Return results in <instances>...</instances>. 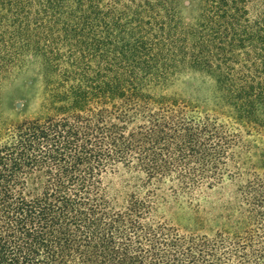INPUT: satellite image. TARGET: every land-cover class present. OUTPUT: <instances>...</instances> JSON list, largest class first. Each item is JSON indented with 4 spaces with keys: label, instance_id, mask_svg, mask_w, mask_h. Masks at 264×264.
<instances>
[{
    "label": "trees",
    "instance_id": "16d2710c",
    "mask_svg": "<svg viewBox=\"0 0 264 264\" xmlns=\"http://www.w3.org/2000/svg\"><path fill=\"white\" fill-rule=\"evenodd\" d=\"M209 1L190 41L174 0H0V76L79 78L0 135V264H264V0ZM190 64L218 110L166 93ZM217 189L192 229L161 211Z\"/></svg>",
    "mask_w": 264,
    "mask_h": 264
},
{
    "label": "rangeland",
    "instance_id": "374dc122",
    "mask_svg": "<svg viewBox=\"0 0 264 264\" xmlns=\"http://www.w3.org/2000/svg\"><path fill=\"white\" fill-rule=\"evenodd\" d=\"M174 1L175 8L182 19L188 24H192L189 29L193 32L189 36L192 41L199 34L196 25L201 20L198 19V15L201 17V6L205 5V0ZM254 5L253 0H249V16H254ZM105 60L103 66H109L106 63L107 59ZM96 61L99 62L98 59ZM190 66L187 71L178 74L166 88V93L210 111L218 110V106L211 99L216 87V76L206 70L194 67L204 65L190 64ZM74 68L75 66H70L61 59L51 64L47 62L46 58L30 56L20 66H8L7 71L0 76V135L6 126L18 121L36 117L43 118L56 114L57 110L61 111L60 104H52L50 97L54 94L53 90L79 82V78L74 76ZM60 92L63 95L65 88ZM108 180L111 182L112 191H114L120 186L122 176L113 175ZM229 196V190L217 189L204 194L200 198L199 206H180L172 203L164 205L161 211L177 226L192 229L196 226V222L209 217L211 210L212 214L216 213L218 206Z\"/></svg>",
    "mask_w": 264,
    "mask_h": 264
}]
</instances>
